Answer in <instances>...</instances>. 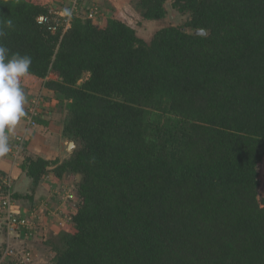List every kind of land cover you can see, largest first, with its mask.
<instances>
[{"label":"trees","instance_id":"16d2710c","mask_svg":"<svg viewBox=\"0 0 264 264\" xmlns=\"http://www.w3.org/2000/svg\"><path fill=\"white\" fill-rule=\"evenodd\" d=\"M50 3L0 0V45L32 58L20 86L54 93L76 145L22 157L34 189L80 176L52 264H264V0H137L147 21L186 18L149 41L114 18L54 33Z\"/></svg>","mask_w":264,"mask_h":264},{"label":"crops","instance_id":"0c3cea01","mask_svg":"<svg viewBox=\"0 0 264 264\" xmlns=\"http://www.w3.org/2000/svg\"><path fill=\"white\" fill-rule=\"evenodd\" d=\"M129 1L131 0H81L80 8L83 13L87 7L97 4L101 9V18L94 23H105L106 19L114 18L113 15H118L122 9L129 8L132 5V3H128ZM68 6L67 0H51L50 3V7L58 11H67ZM120 20L128 23L126 20ZM38 82V79L28 77L21 86L27 97V103L24 105L26 115L35 108L33 99L40 98L39 106H41L42 111L37 115V118L35 117L37 126L33 129L28 125L25 115L14 129L10 132L6 130L9 143L19 135H26L28 144H26L25 157L42 158L48 161L60 160L62 162L64 159L62 143L66 138L63 135L66 112L55 99L54 93L46 89L42 81L40 85L37 84ZM22 162L23 159H20L16 163L7 154L0 156V171L11 174L14 179V192L18 196L16 208L21 216L32 221L34 227L33 235H28V229H24L22 233H13L11 243L19 251H22L21 249L24 247H29L33 251L35 264H51L52 258L49 253L52 252H50L49 243L68 226V223L65 224V218L69 217L74 210L73 201L66 197L70 192L69 184L66 182L68 175H64L58 180L52 172H48L34 189L31 180L23 171ZM69 176L79 181L80 176ZM76 195L72 200L77 199ZM34 224L43 225L44 232L37 236L38 232ZM36 236L40 237L37 238ZM7 241L8 235L3 226L0 209V255ZM9 264H15V262L11 261Z\"/></svg>","mask_w":264,"mask_h":264},{"label":"built area","instance_id":"2783aa9c","mask_svg":"<svg viewBox=\"0 0 264 264\" xmlns=\"http://www.w3.org/2000/svg\"><path fill=\"white\" fill-rule=\"evenodd\" d=\"M67 1L69 2L67 11H58L51 8L49 15L39 17L38 22L43 25H50L49 29L54 33L59 29H61L63 33H66L67 30L71 28L73 19L76 17L83 16L84 18L91 20L93 23L98 22L101 18V9L97 4L87 7V9H84L85 11H83L82 14L80 8L81 0ZM36 108L31 110L29 114L26 115L28 125L30 126L35 124L34 118L39 114L36 113ZM27 141L28 139L26 135L17 136L9 143L10 151L6 154L17 163V161H20V159L24 156ZM14 194L13 178L8 173L0 171V209L2 211L3 226L8 235V241L1 253L0 264L14 260H16L15 264H29V252L27 250H16L11 244L10 236L13 233H22L24 229H28L29 232H31L34 229L33 224L28 220V218L21 216L18 212ZM69 198L73 199L72 196H69ZM17 256H20L19 259H17Z\"/></svg>","mask_w":264,"mask_h":264},{"label":"clouds","instance_id":"9594fccd","mask_svg":"<svg viewBox=\"0 0 264 264\" xmlns=\"http://www.w3.org/2000/svg\"><path fill=\"white\" fill-rule=\"evenodd\" d=\"M12 26L11 19L0 24V37H4L7 34L5 29ZM31 64L30 56L14 54L9 57L8 49L0 45V156L10 151L6 130L14 129L26 115L27 97L20 81L30 75Z\"/></svg>","mask_w":264,"mask_h":264},{"label":"rangeland","instance_id":"374dc122","mask_svg":"<svg viewBox=\"0 0 264 264\" xmlns=\"http://www.w3.org/2000/svg\"><path fill=\"white\" fill-rule=\"evenodd\" d=\"M128 3L129 4L132 3V5L129 6V8H127V9H122V11H120V13L118 15H113V17H114V19H117V20H120V19L126 20L128 22L126 24L129 25L130 27H132L133 29H135L137 34H138V36L141 37L142 39L146 40V41H149L152 38V36L160 28H163V27L167 26L168 24L181 25V24L184 23V21L186 19V18H182L181 16H179L176 12L170 11L172 14H170L166 20L162 19V20H154V21H148L147 22V20H145L142 17V15L140 14V12L137 10V6H138L137 5V0H131ZM120 21H122V20H120ZM94 24L102 26L104 23H94ZM40 82H41V80H39V82L37 84L40 85ZM39 99H40L39 97H36V98L33 99L34 103H37V104H35V106L37 107V108L35 107L36 111H37L36 113H40L42 111L41 110V106H39ZM66 114H67V112H66ZM35 117L37 118V116H35ZM34 121H35V118H34ZM36 126H37V123L35 121V124L33 126H31V127L34 129V128H36ZM62 160H64V159H62ZM258 172L260 174V176H259V180H260L259 195H260V198H262V197H264V165L263 164H260L258 166ZM9 175L12 177L11 174H9ZM68 177H70V176L69 175L67 176L66 182L69 184L70 192H69V195L66 196L67 198H69V196L74 197V195L76 194L77 183L80 181V178H79V181H77L76 178L74 179V178H71V177L68 178ZM71 201H73L72 207H73L74 210H73L72 214L69 215V217L65 218V224L68 223L67 225H69V224L71 225V219H72L73 215L76 213L77 207H78L77 206V203H78L77 200H72L71 199ZM29 221L32 222L31 220H29ZM34 226H35L36 231L38 232L36 234L37 236L39 234H41L42 232H44V230H43L44 226L43 225H41V224H36L35 225L34 224ZM33 233H34V229L31 232H29L28 235H31V234L33 235ZM39 237H37V238H39ZM50 248H51V246H50ZM21 250L22 251H24V250L26 251L27 250L29 252V255H30L29 264H35L33 251L29 247L28 248L24 247V249H21ZM50 252H52V253H49V254H50V257L53 260L54 253L52 251V248H51ZM51 254H52L53 257L51 256ZM19 257L20 256H17V259H19ZM15 261L16 260H14V262Z\"/></svg>","mask_w":264,"mask_h":264},{"label":"water","instance_id":"95a60500","mask_svg":"<svg viewBox=\"0 0 264 264\" xmlns=\"http://www.w3.org/2000/svg\"><path fill=\"white\" fill-rule=\"evenodd\" d=\"M195 33L201 34V35L205 34L204 31H196ZM75 147H76L75 143L72 140H70L69 138H65L63 140V143H62L63 150L62 151H63L64 159H66L68 157V155L72 153V151Z\"/></svg>","mask_w":264,"mask_h":264}]
</instances>
